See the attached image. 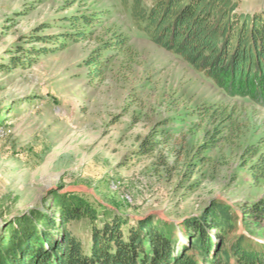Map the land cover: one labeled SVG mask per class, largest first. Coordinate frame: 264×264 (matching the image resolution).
<instances>
[{"label": "rangeland", "instance_id": "rangeland-1", "mask_svg": "<svg viewBox=\"0 0 264 264\" xmlns=\"http://www.w3.org/2000/svg\"><path fill=\"white\" fill-rule=\"evenodd\" d=\"M64 1L0 0L4 219L40 208L57 188L132 219L153 215L176 225L215 199L234 204L264 198V181L251 180V159L243 156L252 145L264 148V108L226 98L183 60L135 33L127 14L113 7L116 1L77 0L65 9ZM236 1L242 13L264 10V0ZM76 8L104 12L91 28L92 39L27 64L26 51L43 47L31 40L34 30L48 25L46 35L64 31L60 17ZM112 33L128 37L125 46L112 52L90 84L83 61ZM218 106L232 115L230 126L192 115ZM185 117L190 121L183 124ZM165 121L170 124L161 125ZM154 134L156 151L136 157L141 140ZM210 136L215 141L203 150ZM186 153L198 154L192 165H184ZM255 232L264 242V221ZM177 235L180 245L186 243L181 231Z\"/></svg>", "mask_w": 264, "mask_h": 264}, {"label": "trees", "instance_id": "trees-1", "mask_svg": "<svg viewBox=\"0 0 264 264\" xmlns=\"http://www.w3.org/2000/svg\"><path fill=\"white\" fill-rule=\"evenodd\" d=\"M114 1L113 7L127 14L135 33L183 60L226 98L247 99L264 108V10L242 13L236 0ZM64 2L65 9L77 0ZM103 14L76 8L60 17L62 32L46 35L51 27H37L31 40L43 47L26 51L24 61L29 64L32 58L62 50L69 43L92 39L91 28L101 24ZM127 38L112 33L84 59L90 84L103 74L112 52H120ZM194 114L215 117L225 127L232 122L222 106ZM166 124L169 121L161 125ZM161 133L160 137L174 142L168 131ZM157 134L141 140L133 152L136 157L156 151ZM206 141L203 150L215 140L210 136ZM197 155L186 153L184 165H192ZM243 156L251 159V180L264 181V148L252 145ZM6 216L0 212V264H264V242L255 232L264 221V198L234 204L215 199L198 215L176 225L153 215L132 219L57 188L40 208L13 219ZM177 230L186 243L180 245Z\"/></svg>", "mask_w": 264, "mask_h": 264}]
</instances>
